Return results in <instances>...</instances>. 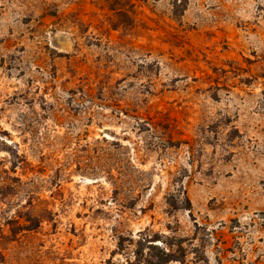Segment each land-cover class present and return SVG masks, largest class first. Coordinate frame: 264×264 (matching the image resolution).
<instances>
[{
	"label": "rangeland",
	"instance_id": "1",
	"mask_svg": "<svg viewBox=\"0 0 264 264\" xmlns=\"http://www.w3.org/2000/svg\"><path fill=\"white\" fill-rule=\"evenodd\" d=\"M157 238L264 264V0H0V264Z\"/></svg>",
	"mask_w": 264,
	"mask_h": 264
},
{
	"label": "trees",
	"instance_id": "2",
	"mask_svg": "<svg viewBox=\"0 0 264 264\" xmlns=\"http://www.w3.org/2000/svg\"><path fill=\"white\" fill-rule=\"evenodd\" d=\"M159 241H161V239L159 238L148 240L149 248L157 252L153 255H150L149 259H145V264H168L171 261H181L182 260L183 255L177 256L172 250V244L167 243L168 248L165 247V249H161L157 245H154V242H159ZM140 254L142 255L141 251L137 253V257L139 258V260H140ZM154 259H156V261H154Z\"/></svg>",
	"mask_w": 264,
	"mask_h": 264
}]
</instances>
